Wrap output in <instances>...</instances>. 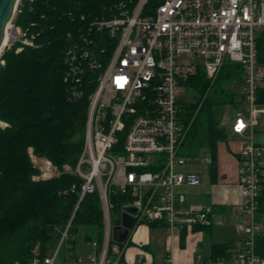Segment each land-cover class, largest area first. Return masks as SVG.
Returning <instances> with one entry per match:
<instances>
[{"label": "built area", "instance_id": "obj_1", "mask_svg": "<svg viewBox=\"0 0 264 264\" xmlns=\"http://www.w3.org/2000/svg\"><path fill=\"white\" fill-rule=\"evenodd\" d=\"M13 19L7 46L16 41L33 45ZM89 30L106 33L109 42L99 56L107 49L109 54L100 61L87 37L84 46L67 51L69 77L79 81L86 71L97 74L96 89L89 97L85 144L74 168L83 180L75 211L86 196L99 195L102 240L86 243L90 246L86 260L76 256L60 261L63 247L70 240L79 241L71 234L74 212L51 252L43 258L35 253L25 264H122L139 226L165 225L171 237L187 226H211V209H182L185 199L178 188L197 186L201 178L181 170L190 159L182 154L188 126L181 118V99H186L188 79L203 71L213 87L226 63L243 69L241 107L232 130L246 140L239 152V208L246 224L240 227L243 242L231 256L200 257L198 264H264V256L254 247L263 233L257 205L264 179V145L255 140V132L264 118V105L258 103L264 64L258 61L256 44L264 31V0H121L107 19L92 21ZM206 162L209 165L211 159ZM113 190L126 195L125 207L137 209L124 243L113 239ZM137 264H144L143 256ZM162 264L177 263L168 254Z\"/></svg>", "mask_w": 264, "mask_h": 264}, {"label": "trees", "instance_id": "obj_2", "mask_svg": "<svg viewBox=\"0 0 264 264\" xmlns=\"http://www.w3.org/2000/svg\"><path fill=\"white\" fill-rule=\"evenodd\" d=\"M121 0H21L13 22L33 45L16 41L6 46L0 63V264H25L35 257L48 255L73 213L71 234L78 240H102L103 213L99 195L86 196L75 211L83 180L63 171L76 168L85 144L89 97L96 89V72L86 71L81 79L68 76L67 51L92 42L97 58L104 62L109 54L99 56L109 42L104 32L90 31L96 18L107 19ZM128 2V0H122ZM136 0H131L134 2ZM154 0H152V3ZM130 4V3H128ZM257 57L264 64V31L257 38ZM243 82V69L226 63L211 87L201 71L185 82L193 101L182 98L181 118L188 126L184 141L187 158L210 153L209 173L216 183L217 149L228 140L222 125L223 108L236 103L232 86ZM81 93L75 96L74 92ZM258 103L264 105V87L258 91ZM32 154L49 161L60 174L35 179L40 170ZM111 220L123 222L126 195L113 190ZM264 216V179L258 197L257 218ZM150 229L166 228L158 223ZM207 229L210 226L194 225ZM187 233H179L181 245ZM68 244H72L69 247ZM63 247L65 260L76 250V241ZM129 247L132 242H129ZM255 252L264 256V231L255 240ZM148 249V247H144ZM234 242L216 244L206 258H228L235 251ZM63 250V251H64ZM62 252V251H61ZM68 256V257H67Z\"/></svg>", "mask_w": 264, "mask_h": 264}, {"label": "crops", "instance_id": "obj_3", "mask_svg": "<svg viewBox=\"0 0 264 264\" xmlns=\"http://www.w3.org/2000/svg\"><path fill=\"white\" fill-rule=\"evenodd\" d=\"M232 128L233 124L229 131L230 136L232 137L231 141L229 142L227 140L226 142H221L225 143L228 149L227 165L224 167L223 173L220 175L216 183H213L210 177L212 187L205 192L201 199H197L194 202L185 200L182 205V209L185 211L192 208L201 210L208 208L211 209L210 228H197L192 230L193 226H187L184 244L181 245V237L179 233H175L173 237H171L168 229L160 228L164 229L165 233H158L157 235L160 236H158L159 238L163 237L164 239H162L160 244H156L154 239L155 236H152V239L150 238V235L153 234L151 233L153 229H150L147 225L139 226L135 232L140 231L141 233H147L150 237L146 240L140 239L139 241H136L135 244H132V246L127 249L123 259L124 264H137L141 256H143L144 264H162L168 254H172V257L177 264H198L200 257H209L211 255L212 248L216 244L234 242L235 247H237L243 242V233L240 225H242L243 219L246 217L239 208L240 203L242 202L239 152L245 146L246 140L242 136L234 133ZM256 134L257 131L255 132V140L257 141ZM258 143L262 144L261 142ZM181 170L196 173L195 171L188 169L187 166ZM201 183L197 186H181L178 188V191L181 192L186 199L185 195L189 188L200 187ZM216 213L224 215V219L222 222L221 233H219V236L215 237L213 235L212 217ZM204 235L208 238L209 243L207 247L204 246ZM166 236H168V238ZM145 246L148 247V249H145Z\"/></svg>", "mask_w": 264, "mask_h": 264}, {"label": "rangeland", "instance_id": "obj_4", "mask_svg": "<svg viewBox=\"0 0 264 264\" xmlns=\"http://www.w3.org/2000/svg\"><path fill=\"white\" fill-rule=\"evenodd\" d=\"M20 36V34H18ZM10 43V42H8ZM4 48L2 49V51L0 52V63L1 62V55L3 52ZM233 91H235L238 95V99L236 100V103L234 104H228L223 108V117H222V125L224 126V128L227 130V132L229 133V138L228 141L230 142L232 137L230 136V128L233 124V121L236 117V113H237V109L241 107L240 104V90H241V85L237 84L231 87ZM188 91V93H186ZM186 92H184L183 96L187 99V100H192L193 101V97H192V93L191 91L187 90ZM257 130V134H256V139L258 142H261L264 145V118L263 116L260 118L259 121V125L256 128ZM184 148H182V152L184 153ZM227 145H225V143H221L218 146L217 149V175L218 178L220 177V175L223 173L224 171V167H226V163H227ZM31 153V157L32 160L34 162V164L36 165V167L40 170V175L38 177H36L35 179H48L51 178L53 176H58L60 174L59 169H57L55 166H53L49 161L45 160V159H39L36 158L33 154L32 151ZM211 159L210 158V153L208 151H203L199 156L188 159V164L187 167L188 169H191L193 171H195L201 178V186L200 187H196V188H189L186 196V201L189 202H194L197 199H201L202 196L205 194V192H207L211 187V181H210V173H209V169H208V163L206 162V160ZM63 171L66 173H70L71 175H75L74 173V168L66 165L63 167ZM219 183V182H218ZM244 215V214H243ZM224 215L216 213L213 217H212V227H213V235L219 236V233H221L222 230V222H223V217ZM245 216V215H244ZM245 220V221H244ZM246 222V218L243 219V223L241 226H243ZM260 223L262 226V229L264 231V216L261 217L260 219ZM153 233L152 235H148L147 233H141L140 231H137L133 234L132 236V244H135L136 241H139L140 239L142 240H146L148 237H150L152 239V236H155V241L156 244H160L162 242V238H159L160 236L157 235L158 233H165L164 229H153V231L151 232ZM157 235V236H156ZM159 236V237H158ZM168 238V236H166ZM203 240H204V246L207 247L208 245V238L206 235L203 236ZM79 241H77L76 243V250L73 253H68V256H71L72 254H76V256L78 258H81L82 260H86L89 252H90V246L86 243H88L89 241H85L84 240V234H80ZM158 240V241H157ZM62 249V252L60 254L59 260L60 261H65V255H66V251ZM201 251V250H200ZM67 256V257H68ZM122 264H124L122 262Z\"/></svg>", "mask_w": 264, "mask_h": 264}, {"label": "water", "instance_id": "obj_5", "mask_svg": "<svg viewBox=\"0 0 264 264\" xmlns=\"http://www.w3.org/2000/svg\"><path fill=\"white\" fill-rule=\"evenodd\" d=\"M19 0H0V52L5 38V32L8 24L12 21ZM137 209L124 207L123 222L113 228V239L118 243H124L130 235L134 226V217Z\"/></svg>", "mask_w": 264, "mask_h": 264}, {"label": "bare ground", "instance_id": "obj_6", "mask_svg": "<svg viewBox=\"0 0 264 264\" xmlns=\"http://www.w3.org/2000/svg\"><path fill=\"white\" fill-rule=\"evenodd\" d=\"M9 24H8L7 29H6V32H5V38H4L2 47H1V51H2L3 48H5L8 45V42L11 39V35L8 32V30H9Z\"/></svg>", "mask_w": 264, "mask_h": 264}]
</instances>
